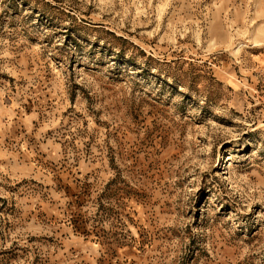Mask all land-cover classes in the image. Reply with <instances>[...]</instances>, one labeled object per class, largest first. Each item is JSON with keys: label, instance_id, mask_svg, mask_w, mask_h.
Masks as SVG:
<instances>
[{"label": "rangeland", "instance_id": "374dc122", "mask_svg": "<svg viewBox=\"0 0 264 264\" xmlns=\"http://www.w3.org/2000/svg\"><path fill=\"white\" fill-rule=\"evenodd\" d=\"M0 264H264V0H0Z\"/></svg>", "mask_w": 264, "mask_h": 264}]
</instances>
